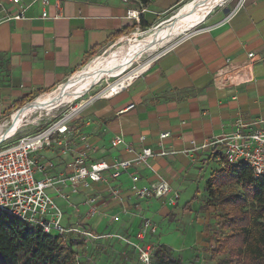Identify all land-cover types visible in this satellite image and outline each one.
Wrapping results in <instances>:
<instances>
[{"label":"crops","instance_id":"crops-1","mask_svg":"<svg viewBox=\"0 0 264 264\" xmlns=\"http://www.w3.org/2000/svg\"><path fill=\"white\" fill-rule=\"evenodd\" d=\"M1 1L8 14L24 9V19L0 24V121L55 89L112 42L121 44L133 35L141 38L134 30L146 31L148 37L167 23L170 11L185 0H148L139 25L127 17V11L139 8L134 0H57L58 5L55 0L47 4L21 0L19 6ZM237 3L238 0L227 11L208 18V25L191 32L152 62L128 88L93 102L84 116L85 127L78 131L82 136L68 137V148L63 151L50 145L45 148L46 154L36 157L55 159V172L61 173L88 144L91 161L120 158L133 162L119 179L94 184L97 187L90 188V193L88 189L73 196V203L79 205L81 201L82 213L86 211L82 206L86 197L94 194L103 213L109 216L113 206L114 212L123 207L134 211L145 203L149 208L140 212L141 218L149 215L152 221L164 222L169 214L174 215L173 219L178 214L181 217L183 206L195 190L203 199L209 195L205 183L223 167L211 150L197 149L203 142L234 130L237 121L248 125L264 119V0H244L230 16ZM43 12L46 17H42ZM209 14L188 30L201 25ZM134 76L135 73L123 75L117 83ZM109 90L110 87L107 93ZM129 106L132 107L128 109ZM164 132L169 137L160 140ZM115 135H121L134 152L111 148ZM160 147L168 154L147 163L136 161V153L142 148L158 151ZM219 155L222 157V153ZM132 175L138 176V187L166 181L170 192L148 201L133 197L130 204L111 201L113 206L109 203L106 208L110 199L104 197V204L102 196L109 195L112 189L120 194L129 192ZM99 190L104 195L97 194ZM161 243L162 237L157 239V245L163 246Z\"/></svg>","mask_w":264,"mask_h":264},{"label":"built area","instance_id":"built-area-1","mask_svg":"<svg viewBox=\"0 0 264 264\" xmlns=\"http://www.w3.org/2000/svg\"><path fill=\"white\" fill-rule=\"evenodd\" d=\"M8 1L14 6H19L21 3V0ZM41 1L44 4L48 3V0ZM122 1L126 2L127 0ZM134 1L138 3L139 8L127 11V17L134 19L139 25V17L146 11V5L140 0ZM243 1L238 0L230 16L242 6ZM54 2L58 5L57 0ZM42 17H46L45 12L42 13ZM20 19H24V9H21L15 15L8 14L0 0V24ZM190 33L169 45L154 58L134 68H129L121 75L135 73L132 79L124 80V83L113 81L107 84L106 88L84 103L66 110L60 118L45 129L32 135L17 138L9 144L3 143L10 140L15 134L8 138H0V212L40 229L44 234L52 238L59 239L66 251H70V247L77 245L78 242L90 244L106 236L109 237V235L96 234L86 224L88 219L103 213L97 204L98 197L94 194L87 196L82 204V206L86 207V211L83 213L84 220L79 218L75 223H66L65 226H62V222L66 212L70 217L80 214V205L71 201L73 196L90 189L94 184L107 183L109 180L119 179L127 172L133 162L120 158H115L112 162L104 160L91 161V148L86 144L81 151L76 153L65 169L61 173H57L55 172L56 165L52 160H39L34 155L50 145L58 149L61 148L63 151L65 150L64 148H68L69 126L74 122L76 116L96 100L108 99L128 88L148 70L152 62L188 38ZM252 56V54H248V57ZM134 70L136 71L133 72ZM121 76L115 78H120ZM60 85L49 93L39 95L33 101L46 94H51ZM111 85H114V87H110ZM109 87L110 90L107 93L106 90ZM131 107L129 106L128 109ZM168 137V132L159 135L160 140ZM110 147L122 148L129 153L134 152L131 145L126 143L121 135L112 137ZM218 147L221 150L216 152ZM197 150H211L214 157L222 164L223 169L244 165L251 171L254 179L264 180V119L252 121L248 125L237 121L234 130L226 132L212 141L203 142ZM219 153H222V157ZM167 154L168 152L162 147L158 151H153L151 148H142L139 153H136V161L147 163L149 159L163 157ZM130 180L131 187L129 191L131 197L137 200L160 199L170 192L169 184L166 181L151 182L146 186L138 187L139 178L137 175H132ZM59 201L63 202L62 205L57 203ZM147 230L154 232L156 225H153L150 221L143 223L141 231L137 235L138 238L142 239ZM117 238L121 237L118 236ZM74 253H76V250ZM73 256L77 258L78 254ZM140 259L143 264H151L152 249L150 246L140 250Z\"/></svg>","mask_w":264,"mask_h":264},{"label":"rangeland","instance_id":"rangeland-1","mask_svg":"<svg viewBox=\"0 0 264 264\" xmlns=\"http://www.w3.org/2000/svg\"><path fill=\"white\" fill-rule=\"evenodd\" d=\"M204 1L207 0H185L181 2L173 10L170 11L167 16V18H169L168 21H166L167 23L163 24L157 29L175 21L180 16V14L185 11V9H187L191 4ZM236 1L237 0L222 1L212 10V12L201 25L188 30L183 34L178 35L177 37H174V39L166 44H163L161 47L157 46V48H155L154 50L143 52L139 56L138 60H136L129 68H134L137 65H141L142 63L149 61L169 45L182 39L186 34L204 28L209 24L208 18L210 19L214 15L221 13V11L224 9H226L225 11H227L231 8V4L235 3ZM133 32H139L141 34V38H137L135 37V35H133L127 37L125 39L126 42H123L121 44H117L119 41L112 42L97 55L89 57L78 71L68 76L62 82V85H60V87L64 86L69 90L76 89V94L74 96H67L66 98H62L56 102L53 101V103L50 104L46 103L45 99L53 98V92L56 91V89L51 94H46L36 99L35 101H33L34 99H32L33 102L29 101L24 106L17 109V111H15L12 116L8 115L3 120H1L0 138H8L15 134L10 140L5 141L3 144L12 143L17 138L25 135H32L45 129L53 122H55L58 118H60L66 110L80 103H84L86 100L106 88L107 84H110L113 81L118 82L122 77L121 75L123 74V72L127 71L129 68L125 71L113 75L110 74L111 72L102 75H96L87 81H84L82 77L86 72H95L96 74L98 72L102 73L105 67L110 68L116 65L120 61L121 55L124 52L128 51L130 48L135 47L146 38V31L134 30ZM107 58H109V60L111 61H109L108 64L105 65L101 61ZM76 73L80 74L81 78H73ZM118 76L121 77L115 78ZM114 85H111L110 87H114ZM41 98L44 99L40 100ZM38 100H40V102L37 103L36 106H33ZM57 105L59 106L55 107ZM28 106H31L30 109L21 114L17 121H15L14 119H16L15 116L18 114V112ZM86 113L87 108L78 116H76L74 122H72L69 126L70 133L68 134V136L70 138L73 137V139H75L82 136V134H80L78 131L84 126V116ZM42 153L46 154V149L35 154L34 157H38V155H41ZM52 161H54L56 165L57 161L55 159H52ZM95 187H97V185L92 186L91 188L95 189ZM91 191L92 189L88 190L89 193ZM218 191L224 193H234L236 195H243L241 186L237 184H232L220 188ZM200 192H203V188L202 190H200ZM196 193L197 191L195 190V200L193 201L191 206L192 210H189V208H187L185 211H183L181 217L180 214H178V217L176 219H171V217L169 216L167 217L166 221L161 222L160 220L152 221L149 215L146 218H141L143 216L140 212H145V210L149 208V206L145 205V203L141 204V207L138 205L139 207L134 208V211L132 208L126 209L123 207L121 208V210L120 208H115L114 212V206L112 205V202L117 201L122 204L126 201L128 204H130V202L134 199L133 197H131L130 191L125 194H120L119 192L112 189L109 191V195L107 194L105 196H102L104 195V192L102 190H99L97 194L102 196V203H106V201H104V197L110 199V201H107V205L105 204V207L108 208L109 203L110 207L111 205L113 206L111 207V211H108L109 213L111 212L112 215L110 214L109 216V214L104 211V213L100 215L101 217H92L86 221V224L89 226V228L94 230L96 234L109 235V237L106 236L105 238L96 240L90 244L78 242L77 245L70 247L71 250L69 252H71L72 258L69 260V263L143 264L140 259V250L144 247L150 246L152 249L151 264H157L155 258L153 257L159 247L166 255H168L171 259L178 261L180 264H219L223 260L224 256L214 255L213 250L217 247L221 240L226 239V237L229 235L228 231L223 227L225 215L217 207L215 202L209 200V195L203 199L202 196L196 195ZM80 195L82 196V194ZM192 197L189 199V201H191ZM148 200L151 199H147L144 201ZM57 203L59 205H62L63 202L59 201ZM103 209H105L104 206ZM65 214L66 215L64 221L62 222V226H65L66 223L73 224L79 218L81 220H84V214L82 213L81 205L79 215L70 217L68 216L67 212ZM130 221L132 222L130 223ZM138 221L139 226H137ZM146 221H150L153 225H156V230L154 232L147 230V232L144 233L143 238L140 239L137 235L141 231L143 223H145ZM118 236H120L122 239L117 238ZM161 237V244H163V246H158L157 239ZM73 250H76V253H74ZM74 254H78V257L75 258L73 256Z\"/></svg>","mask_w":264,"mask_h":264},{"label":"trees","instance_id":"trees-1","mask_svg":"<svg viewBox=\"0 0 264 264\" xmlns=\"http://www.w3.org/2000/svg\"><path fill=\"white\" fill-rule=\"evenodd\" d=\"M232 184L240 185L243 195L218 191ZM205 187L209 200L224 213L223 227L229 234L213 250L214 255L224 256L219 264H264V180L254 179L251 171L240 165L220 169ZM194 199L195 196L182 210ZM71 258V252L59 239L0 212V264H70ZM153 258L157 264H180L160 247Z\"/></svg>","mask_w":264,"mask_h":264},{"label":"bare ground","instance_id":"bare-ground-1","mask_svg":"<svg viewBox=\"0 0 264 264\" xmlns=\"http://www.w3.org/2000/svg\"><path fill=\"white\" fill-rule=\"evenodd\" d=\"M222 1L224 0H207L204 2L191 4L187 9H185V11H183L180 14V16L175 21L157 30H154L148 37L142 40L138 45L124 52L121 55L120 61L116 65L110 68L105 67L102 73L98 72L96 74L95 72L93 73L86 72L85 74H83L82 77L83 80L87 81L93 76L102 75L109 72H111L110 74L113 75L127 70L136 60H138L139 56L143 52L154 50L155 48H157V46L161 47L163 44L170 42L172 39H174V37H177L182 32L188 30L192 26L199 23L203 18L206 17V15H208L213 10L214 7H216ZM109 61L111 60L107 58L101 62L107 65ZM79 77L80 74L76 73V75L73 78L78 79ZM75 92L76 89L69 90L64 86H61L56 91L53 92L54 97L46 98L45 102L50 104L53 103V101L56 102L62 98H66L67 96H74L76 94ZM42 99L44 98H41L40 100ZM40 100H38L33 106H36L37 103L40 102ZM30 107L31 106H28L25 109L19 111L17 114L18 117L16 115L15 116L16 119L14 120L17 121V119L21 116V114L28 111Z\"/></svg>","mask_w":264,"mask_h":264}]
</instances>
